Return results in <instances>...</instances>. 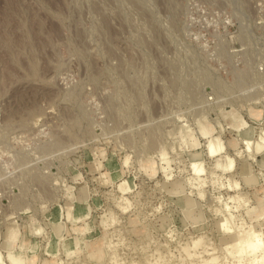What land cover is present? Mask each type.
<instances>
[{"label":"rangeland","instance_id":"rangeland-1","mask_svg":"<svg viewBox=\"0 0 264 264\" xmlns=\"http://www.w3.org/2000/svg\"><path fill=\"white\" fill-rule=\"evenodd\" d=\"M263 150L264 0H0V264H264Z\"/></svg>","mask_w":264,"mask_h":264},{"label":"bare ground","instance_id":"bare-ground-1","mask_svg":"<svg viewBox=\"0 0 264 264\" xmlns=\"http://www.w3.org/2000/svg\"><path fill=\"white\" fill-rule=\"evenodd\" d=\"M219 141H218V138H212L209 142V145H208V153L209 154H213L216 150H217V146L219 145L218 144ZM244 145L246 146L247 149H250L251 147V143L250 141L248 140H245L244 141ZM259 159V158H258ZM217 161V160H216ZM221 161V160H220ZM219 160L216 162L215 164V168H220L222 170H225V169H229L231 168V163L232 161L230 159H228V161L226 163H222V161L220 162ZM225 162V161H223ZM257 162V165L260 167H264V150L262 151L261 153V160L259 161H256ZM245 175V174H244ZM243 175V176H244ZM251 177V175L249 176ZM249 177L247 178L246 176H244V182L245 184L249 185V184H252V181L249 179ZM254 182V180H253ZM237 188L239 187L238 183L237 182H232V184L229 185V188ZM240 194V193H239ZM242 197L241 194L238 195V194H235L231 197V199L234 201L236 200H239V198ZM230 198V197H229ZM242 199V198H241ZM225 218L224 221H223V224H222V228L224 231L228 232L230 234V239L233 241V246L234 247H237L238 251L241 252L242 250L241 249H244V247H248L247 243L249 244L250 247H252L250 245V239L252 237L251 234H235L236 233V226L234 225V221H233V216L232 214H229L227 213L226 215H224ZM238 228V227H237ZM13 234V232H11ZM205 242L202 238H199L198 240L196 241H193L192 243V246L193 247H197L199 245H203ZM246 243V244H245ZM207 244V242H206ZM185 249V248H184ZM187 249V247H186ZM187 251V250H186ZM212 255V254H211ZM218 257V256H217ZM217 257L215 256H211L209 259H205V261L201 262V263H198V264H208V263H214L217 261ZM219 258V257H218ZM259 258V257H258ZM8 259L9 261L12 263V264H31L32 262V259L29 258V259H24V257L21 255V254H8ZM252 259V258H251ZM220 259H218L219 261ZM239 260V259H238ZM242 260V259H241ZM200 261V260H199ZM217 261V262H218ZM237 261V260H236ZM243 261V260H242ZM256 262V257L252 260L249 261V264H253ZM258 261V260H257ZM264 261V255L262 256L261 255V258L260 260L258 261L259 262H262ZM232 263V262H230ZM229 263V264H230ZM216 264V263H215ZM220 264V263H219ZM222 264V263H221ZM235 264H241V261H238L237 263ZM245 264V263H244Z\"/></svg>","mask_w":264,"mask_h":264}]
</instances>
